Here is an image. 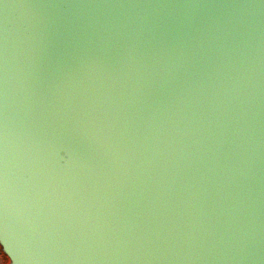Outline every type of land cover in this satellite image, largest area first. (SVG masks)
<instances>
[{"label":"water","instance_id":"obj_1","mask_svg":"<svg viewBox=\"0 0 264 264\" xmlns=\"http://www.w3.org/2000/svg\"><path fill=\"white\" fill-rule=\"evenodd\" d=\"M8 264H264V0H0Z\"/></svg>","mask_w":264,"mask_h":264},{"label":"flooded vegetation","instance_id":"obj_2","mask_svg":"<svg viewBox=\"0 0 264 264\" xmlns=\"http://www.w3.org/2000/svg\"><path fill=\"white\" fill-rule=\"evenodd\" d=\"M0 256L3 257V260H4L5 264L9 263L8 257L1 250H0Z\"/></svg>","mask_w":264,"mask_h":264},{"label":"clouds","instance_id":"obj_3","mask_svg":"<svg viewBox=\"0 0 264 264\" xmlns=\"http://www.w3.org/2000/svg\"><path fill=\"white\" fill-rule=\"evenodd\" d=\"M0 264H5L2 256H0Z\"/></svg>","mask_w":264,"mask_h":264}]
</instances>
